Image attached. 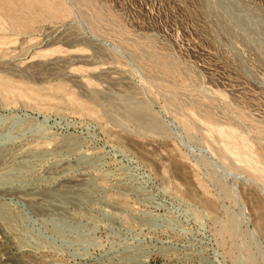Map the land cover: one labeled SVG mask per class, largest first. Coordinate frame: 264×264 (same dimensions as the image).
<instances>
[{"label": "rangeland", "instance_id": "rangeland-1", "mask_svg": "<svg viewBox=\"0 0 264 264\" xmlns=\"http://www.w3.org/2000/svg\"><path fill=\"white\" fill-rule=\"evenodd\" d=\"M0 29V264H264V0H0Z\"/></svg>", "mask_w": 264, "mask_h": 264}, {"label": "bare ground", "instance_id": "bare-ground-1", "mask_svg": "<svg viewBox=\"0 0 264 264\" xmlns=\"http://www.w3.org/2000/svg\"><path fill=\"white\" fill-rule=\"evenodd\" d=\"M2 9V8H1ZM7 24V23H6ZM18 26V25H17ZM1 30V29H0ZM4 33V32H3ZM5 34V33H4ZM2 83H0V85H1ZM2 88H4V87H2ZM5 91V90H4ZM139 118V117H138Z\"/></svg>", "mask_w": 264, "mask_h": 264}]
</instances>
